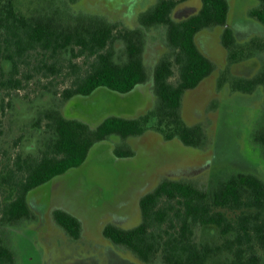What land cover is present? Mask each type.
<instances>
[{"label":"rangeland","instance_id":"1","mask_svg":"<svg viewBox=\"0 0 264 264\" xmlns=\"http://www.w3.org/2000/svg\"><path fill=\"white\" fill-rule=\"evenodd\" d=\"M156 2L65 0L59 5L72 16L93 14L122 28L141 29L146 39L145 63L151 72L170 52L166 28L141 22L142 15ZM229 2L226 25L204 29L198 35L197 41L214 67L198 86L185 91L179 110L180 126L197 129L199 145L184 143L178 134L167 137L176 131L168 126L159 128L152 74L128 93L99 87L89 95L75 94L63 100V90L85 70L88 58L49 57L48 65H55L52 71L41 67L45 56L33 51L28 63L21 66L23 86L14 89L0 83V105L5 106L0 110V207L10 190L9 182L14 180L17 155L36 152L44 136V123L39 129L35 120L47 110L58 109L91 128L114 115L149 117L141 134L112 135L96 141L81 166L29 193L30 216L2 226L15 250L16 264H162L145 263L132 250L113 243L105 236L104 227L135 226L141 219L140 196L164 178L202 185L239 171L264 178V152L254 138L264 122V89L261 85L251 92L235 88L238 81L246 83L264 70V25L250 13L258 0ZM35 3L37 0H32ZM17 4L22 9L31 5L30 0H17ZM201 5L202 0H178L172 16L185 19L197 13ZM226 31L234 35V47L240 48L242 59L235 60L226 47ZM116 45L119 48L120 41ZM117 53L122 55L119 49ZM8 102L12 105H6ZM122 149L133 153L117 156L116 151ZM56 209L79 219L77 236L59 224Z\"/></svg>","mask_w":264,"mask_h":264},{"label":"trees","instance_id":"2","mask_svg":"<svg viewBox=\"0 0 264 264\" xmlns=\"http://www.w3.org/2000/svg\"><path fill=\"white\" fill-rule=\"evenodd\" d=\"M61 2L65 0H37V4L30 0V7L22 9L17 0H0L1 85L14 89L23 86L21 66L28 63L33 51L45 56L41 67L52 71L55 65H48L49 57L88 58L85 70L76 75L71 87L63 90V100L75 94L89 95L99 87L128 93L152 74L158 96L154 115L159 128L168 126L176 131L167 137L178 134L184 143L199 145L197 129L180 126L179 110L185 91L198 86L213 70L214 64L197 37L204 29L226 25L229 0H202L200 10L183 20L172 16L178 0H157L142 15L141 22L166 28L170 52L151 72L145 63L141 29L122 28L93 14L72 16L59 5ZM250 13L264 25V0H258ZM233 37L231 31H226L223 40L234 59L239 60L243 55H239V47H234ZM256 85L264 89V70L246 83L238 81L235 88L251 92ZM0 110H5L3 104ZM148 121L149 117L114 115L91 128L58 109L40 115L35 126L41 129L44 123V136L36 152L17 155L14 180L9 182L10 190L0 207V264L17 262L2 226L30 216V192L81 166L96 141L112 135H139ZM254 138L264 152V122ZM132 153L128 149L116 151L117 156ZM139 204V224L131 228L108 224L104 234L146 263L264 264V178L256 173L239 171L204 185L164 178L141 196ZM54 216L73 236L78 235L81 224L75 215L56 209Z\"/></svg>","mask_w":264,"mask_h":264},{"label":"flooded vegetation","instance_id":"3","mask_svg":"<svg viewBox=\"0 0 264 264\" xmlns=\"http://www.w3.org/2000/svg\"><path fill=\"white\" fill-rule=\"evenodd\" d=\"M201 6H202V5H201ZM199 10H200V9H199ZM195 14H196V13H195ZM190 16H192V15H190ZM190 16H189V17H190ZM187 18H188V17H187ZM182 20H183V19H182ZM197 38H198V37H197ZM145 40H146V39H145ZM145 40H144V41H145ZM145 42H146V41H145ZM197 42H198V41H197ZM198 44H199V43H198ZM199 45H200V44H199ZM156 64H157V63H156ZM146 66H147V65H146ZM147 68H148V66H147ZM159 182H160V181H159ZM159 182H158V183H159ZM158 183H156V185H157ZM156 185H155V186H156ZM155 186H154V187H155ZM154 187H153V188H154ZM153 188H152V189H153ZM152 189H151V190H152ZM149 191H150V190H149ZM147 192H148V191H147ZM147 192H145V193H147ZM145 193H144V194H145ZM144 194H142V195H144ZM142 195H141V196H142ZM141 196H140V198H141ZM140 211H141V210H140ZM140 221H141V219H140ZM140 221H139V222H140ZM139 222H138L137 224H139ZM137 224H136V225H137ZM136 225H135V226H136ZM133 227H134V226H133ZM140 259H141V258H140ZM141 260H142V259H141ZM142 261H144V260H142ZM144 262H145V261H144ZM145 263H146V262H145Z\"/></svg>","mask_w":264,"mask_h":264}]
</instances>
